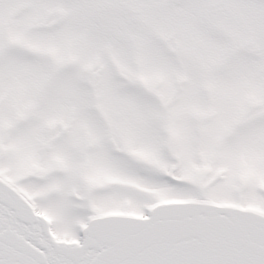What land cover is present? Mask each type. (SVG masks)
<instances>
[{"label": "snow or ice", "instance_id": "6c2138e0", "mask_svg": "<svg viewBox=\"0 0 264 264\" xmlns=\"http://www.w3.org/2000/svg\"><path fill=\"white\" fill-rule=\"evenodd\" d=\"M0 264H264V0H0Z\"/></svg>", "mask_w": 264, "mask_h": 264}]
</instances>
